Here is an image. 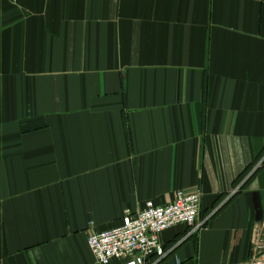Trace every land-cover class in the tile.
<instances>
[{
    "label": "crops",
    "instance_id": "obj_1",
    "mask_svg": "<svg viewBox=\"0 0 264 264\" xmlns=\"http://www.w3.org/2000/svg\"><path fill=\"white\" fill-rule=\"evenodd\" d=\"M197 189L159 264L250 260L264 0H0V264H99L92 232Z\"/></svg>",
    "mask_w": 264,
    "mask_h": 264
},
{
    "label": "built area",
    "instance_id": "obj_2",
    "mask_svg": "<svg viewBox=\"0 0 264 264\" xmlns=\"http://www.w3.org/2000/svg\"><path fill=\"white\" fill-rule=\"evenodd\" d=\"M202 197L201 189L179 190L167 205L148 201L139 211L125 210L118 226L89 235L88 244L96 261L110 264L117 259L122 264H159L172 251L162 242L165 231L187 225L190 230L185 239L200 231L209 221V217L201 218ZM241 264H264L263 240L256 243L252 258Z\"/></svg>",
    "mask_w": 264,
    "mask_h": 264
},
{
    "label": "trees",
    "instance_id": "obj_3",
    "mask_svg": "<svg viewBox=\"0 0 264 264\" xmlns=\"http://www.w3.org/2000/svg\"><path fill=\"white\" fill-rule=\"evenodd\" d=\"M201 213H202V210H201ZM206 215H208V213H206L205 215H201V218H205V217H206ZM187 230L189 231V230H190V228L188 227V228H187Z\"/></svg>",
    "mask_w": 264,
    "mask_h": 264
}]
</instances>
